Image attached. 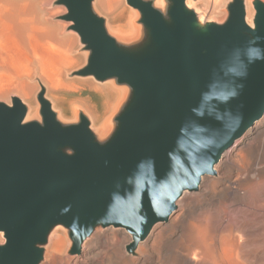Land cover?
<instances>
[{
  "label": "water",
  "instance_id": "water-1",
  "mask_svg": "<svg viewBox=\"0 0 264 264\" xmlns=\"http://www.w3.org/2000/svg\"><path fill=\"white\" fill-rule=\"evenodd\" d=\"M93 3L56 1L88 52L76 73L114 80L127 97L104 139L84 113L59 119L44 86L40 120L26 121L18 96L0 100V264H40L58 226L71 255L99 227L125 229L135 254L264 114L263 0H253L252 25L244 0L228 4L224 22L203 20L187 0H127L144 30L128 43Z\"/></svg>",
  "mask_w": 264,
  "mask_h": 264
},
{
  "label": "rangeland",
  "instance_id": "rangeland-1",
  "mask_svg": "<svg viewBox=\"0 0 264 264\" xmlns=\"http://www.w3.org/2000/svg\"><path fill=\"white\" fill-rule=\"evenodd\" d=\"M56 1L45 0L46 8L51 12L54 11L50 20L65 24L64 31L67 32L66 29L70 30L71 25L61 19L67 10L64 6L57 5ZM231 1L212 0L211 7L204 5L203 0H200L197 6L190 7L203 20L224 22L228 17V4ZM99 4L100 1L97 0L96 6V0H94L95 11L105 18L109 32L120 42L128 43L125 41L128 39H125L119 30L131 34L135 41L142 38L144 30L140 23V13L130 6L127 0H108L107 9ZM74 34L77 43H74V48L71 47L72 50L67 48L69 52L66 50L74 60L70 61V63L72 62L69 63L70 66L67 63V67H63L64 70L62 68V71L60 69L57 72V77H59V72L61 76L56 85H53L49 78L43 77L36 70L33 71L34 73L32 72L33 76L30 73L27 78L29 83H36L35 95L23 99L16 93L11 92L12 94L9 93L8 96L2 93L4 97L0 95V99L11 104L12 98L18 96L26 101L24 103L27 107L28 103L33 106L37 104L41 117L38 94L43 85L40 81L38 83L35 81V77L39 75L48 87V90L45 87V96L52 103L59 119L64 121L63 118H66L69 119L66 122H75L70 120L73 112H77L78 119L80 113H84L90 119L92 129L96 131L95 122L98 124L104 120L113 109L118 97L117 91L106 84L113 81L117 86L127 87L118 85L114 80L100 82L94 77L78 75L76 72L87 64L88 52L84 50L79 35L76 32ZM37 72L39 73L37 74ZM55 87L56 89H54ZM116 113L112 117L110 131L114 128ZM253 141L254 143L251 145L242 147L233 156L234 160L227 161V158L224 157L216 167V174L206 177L200 190L182 196L177 202V210L169 222L158 224L146 241L139 244L135 254L127 252V245L131 243L132 236L125 229L99 227L84 242L81 254L71 255L72 241L69 231L63 226H58L49 237L45 246L44 259L40 264H214L217 261L218 264H226L224 248L226 249L228 244L234 240L238 241V257L242 263L264 264V253L260 250L264 243V133ZM233 184L238 187V191L234 194L230 187L234 186ZM197 225L198 227L200 225L202 230L204 228L208 230V232L205 231V238L207 240L210 238V243L208 241L207 244L206 241V244L211 249L209 247V251H207L209 253L204 254L206 257L202 254L205 253L203 250H208V247L199 239L201 237L199 230L201 231V229L200 227L196 229ZM197 231L198 233H196ZM0 238L2 240L0 242H3L2 234H0ZM61 238L65 242L62 250H59L57 242ZM228 241L231 242L228 243ZM199 245L205 246L204 249ZM206 247L207 249H205ZM198 250L202 252H198Z\"/></svg>",
  "mask_w": 264,
  "mask_h": 264
},
{
  "label": "bare ground",
  "instance_id": "bare-ground-1",
  "mask_svg": "<svg viewBox=\"0 0 264 264\" xmlns=\"http://www.w3.org/2000/svg\"><path fill=\"white\" fill-rule=\"evenodd\" d=\"M99 1H100V4L103 6V8H105V9L108 8V0H99ZM190 1H191V3H190ZM199 1L200 0H187V5L188 6H197ZM203 2H204V5H208V6L212 7L214 1L212 2V0H203ZM244 2H245L246 12H247V22L252 25L253 24L252 19H253L254 14H255V8L253 5V0H251V2H250V0H244ZM100 4H99V6H101ZM156 4L159 6H161V5L164 6L165 0H157ZM199 5H202V4H199ZM96 6H97V0H96ZM214 7H216V6L214 5ZM214 7H213V9H215ZM49 10L46 8L45 0H0V95L1 96H3V97H4V95L8 96L7 94L12 92V93H16L17 95H20L21 97H23V99L31 98L35 92V89H36L35 84L36 83H32V84H31V82L29 83L27 78L29 77L30 73L32 74L33 71L38 70L40 73L37 72V74L38 73L42 74L43 77L46 76L53 83V85L54 84L56 85L57 82H59L58 81L60 79L59 77L61 76V74L59 72V77H57L58 76L57 72L60 69L62 71L63 67L64 68L67 67V65H66L67 63H68V66H70L69 63L71 60L73 62L74 59H71V56H69L70 54L67 53L66 50H68L69 48L71 49V47L74 48V45H75L74 43H77V41H76L77 38L75 39V34H74L75 32L73 33L72 30H68V29H66L67 32H65L64 31L65 24L63 25V24H61V22L58 23L56 21L53 22L52 20H50V18H51L50 16H51V14L53 15L54 11L51 12ZM69 25H71V22H69ZM120 31L122 32L121 34H123L125 39H128L129 41H132L134 39L131 34H127L122 30H119V32ZM68 52H69V50H68ZM64 68H63V70H64ZM32 76H33V74H32ZM42 80L44 81V79L39 77V75H37L35 77V81L37 83H38V81H40V83H42V85L44 87H46L48 90L47 85L44 83L45 81L43 82ZM61 81H62V79H61ZM48 83H49V81H48ZM58 85H59V83H58ZM106 85H108V86L112 87L114 90H116L118 93V97H117V100H116V103H115L113 109L104 118V120L98 124L95 122L96 132H97L98 136L100 137V139H104L110 133V124H111L112 117L119 110L121 104L124 102V100L128 94L127 88L117 86L115 84V82H113V81L109 82ZM54 89H56V87ZM50 90H51V87H50ZM47 95H48V92H47ZM23 99L21 98V100L23 102H26ZM3 101H5V100H3ZM5 102H7V101H5ZM34 119L40 120L39 108H38L37 104L35 106H33L32 104L28 103V113L26 116V121L34 120ZM63 120L66 121L69 119L63 118ZM70 120H73V121L78 120L77 112H75V113L73 112ZM262 133H264V114L259 120H257L254 123V125L251 128H249V130L241 138H239L223 154L219 163L221 161H223L224 157L227 158V161L232 160L233 156H235V154H237V152L242 147L248 146V145H251V143H254L253 140L255 138H257L258 136H260ZM261 150L262 149L260 148V151ZM219 163L215 166V169L219 165ZM216 171H217V169H216ZM208 176H210V175H204L202 177L201 183L199 185V190H200L201 184L203 183V180ZM233 182H234V180H233ZM235 184L237 185V183H235ZM226 185H229V184H226ZM238 185H239V183H238ZM230 187H232L231 192H233V194L238 191V187H236L235 185L234 186L231 185ZM206 190H208V189H206ZM186 193H192V192L191 191H185L183 196ZM205 194H207V193H205ZM183 212H185V211H183ZM181 216H180V218H181ZM202 225H204V224H202ZM199 227H200V225H199ZM199 227L197 225L196 229ZM154 228H153V230H154ZM201 228L202 227H200V229ZM206 230H205V228L203 230L201 229V231L199 230L201 237L199 236V234H197L200 237V238L199 237L198 238L202 240L204 245L206 244V241H207V244H208V241L210 243V238H209V240H207L205 238L206 237L205 236ZM207 232H208V230H207ZM196 233H198V231ZM196 233H195V235H196ZM0 234H2V233H0ZM207 235H209V234H207ZM2 237H3V234H2ZM3 239H4V237H3ZM194 239H196V238H194ZM225 239H228V238H225ZM232 239H234V238H232ZM0 241H2L1 238H0ZM3 242H4V240H3ZM3 242H0V243H3ZM64 242L65 241L63 240V238L59 239V241L57 242V248L59 250H62V248L64 246ZM226 242H224V243H226ZM229 242H231V241H228V243ZM237 243H238V241L236 242L234 240L233 242L229 243L228 246L226 244H224L227 246L226 249L224 248L226 254H225V252H223L226 255L225 256L226 257V260H225L226 264H244L240 261V259L238 257V253H239L238 245L239 244H237ZM207 244L205 246L208 247V250H203V252L205 251V253H203L202 255L209 253L207 251H209L210 246H208ZM199 246H202V245H199ZM205 246H202L203 249ZM207 247L205 249H207ZM139 249H140V247H139ZM200 249L202 250V248H200ZM210 249H211V247H210ZM260 250H261V252L264 253V243H263V245H261ZM200 251L198 250V252H200ZM194 252H196V251H194ZM206 255H204V256L206 257ZM210 255H212V254H210ZM221 261H223V260H221ZM218 263L219 262L217 261L214 264H218Z\"/></svg>",
  "mask_w": 264,
  "mask_h": 264
}]
</instances>
